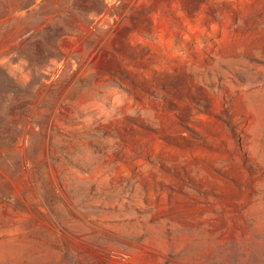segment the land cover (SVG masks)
<instances>
[{
    "label": "rangeland",
    "instance_id": "374dc122",
    "mask_svg": "<svg viewBox=\"0 0 264 264\" xmlns=\"http://www.w3.org/2000/svg\"><path fill=\"white\" fill-rule=\"evenodd\" d=\"M0 264H264V0H0Z\"/></svg>",
    "mask_w": 264,
    "mask_h": 264
}]
</instances>
